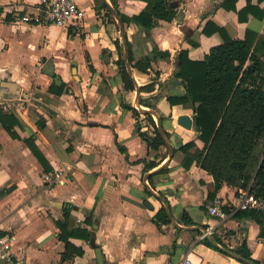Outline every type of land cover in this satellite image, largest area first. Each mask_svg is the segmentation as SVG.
<instances>
[{"label":"crops","instance_id":"crops-1","mask_svg":"<svg viewBox=\"0 0 264 264\" xmlns=\"http://www.w3.org/2000/svg\"><path fill=\"white\" fill-rule=\"evenodd\" d=\"M76 1L83 21L58 28L21 21L36 12L40 0H0V80L17 85L14 96L0 103L21 99L8 111L21 122L15 128L19 138L0 126V230L13 237L14 255L27 264H177L186 256L194 264H264V218L237 210V188L226 183L215 198L228 218L206 212L213 177L195 162L185 169L184 154L174 152L190 141L203 149L192 105L167 101L185 93L173 77L177 55L186 50L190 60L202 61L222 43L218 33H203L207 23L223 28L231 39L249 35L264 52V0H236L235 10L223 7L226 0H181L171 22L158 21L150 30L122 26L116 15L115 10L127 17L138 14L146 6L142 0H105L109 10L98 8L95 0ZM122 27L134 61L153 59L159 76L152 92L121 95L116 42L124 54ZM155 48L170 58H154ZM132 76L137 87L153 80L133 68ZM53 82H63L67 91L49 92ZM140 94L147 101L138 108L133 101ZM146 114L164 133L166 146L159 151L138 134L139 127L154 135ZM32 135L51 172H44L26 145ZM160 169L162 174L149 179ZM161 209L169 223L156 221ZM64 210L70 215L68 231L90 234L69 238L82 255L68 260L62 259L65 243L56 225ZM209 227L213 234L200 239Z\"/></svg>","mask_w":264,"mask_h":264},{"label":"trees","instance_id":"trees-1","mask_svg":"<svg viewBox=\"0 0 264 264\" xmlns=\"http://www.w3.org/2000/svg\"><path fill=\"white\" fill-rule=\"evenodd\" d=\"M95 1L98 8L109 10L105 0ZM111 1L113 4L116 2V0ZM142 1L146 3L145 8L132 17H127L115 10L122 26L133 23L142 29L150 30L158 24V21L171 22L176 17L181 3V0ZM226 1H231L232 5L229 6L227 2H224L223 7L235 10L236 0ZM175 2L178 5H173ZM1 12L0 9V15ZM203 33H218L222 43L212 47L202 61L190 60L188 51L182 50L176 57L177 69L173 77L182 85L185 93L167 97L171 106L192 105L195 127L199 133L198 139L203 143V149H198L195 143L190 141L174 152L180 151L184 154L182 165L185 169L195 162L198 167L213 177L215 190L209 194L210 202L215 199V193L222 183L234 186L237 190L247 189L251 195L264 200V78L261 76L264 72L261 60L264 52L259 50L258 45L253 44L249 35L242 40L231 39L223 28L211 23L206 24ZM126 46L131 69L153 76V80L149 84L137 87L128 72L123 50L119 42H116L119 54L116 65L123 83L121 95L125 96L136 89L140 93L152 92L159 76L158 72L152 70L153 59L146 57L134 61L127 38ZM192 46L195 47L196 44L192 43ZM153 54L154 58L155 56L170 58L168 52H161L156 48ZM57 83L53 82L48 91L55 95H61L67 91L66 84ZM122 106L130 109L135 116H139L140 112L137 109L123 102ZM146 119L152 124L154 135L150 136L141 132L139 127L138 134L150 149L159 151L161 147L166 146L164 138L153 117L146 114ZM0 126L12 138H19L15 128L21 127V122L14 112L0 110ZM165 135L168 136L166 132ZM25 143L41 163L44 172H51L52 168L34 144L33 135ZM152 167L154 163L148 165V168ZM163 172L164 169H160L149 179ZM250 213L260 215L255 211ZM69 216V210H64L63 219L56 222L60 230L59 239L65 243L63 260L72 259L75 254L82 255V251L77 250L69 242V238L86 239L90 236L88 231H82L79 228L68 231ZM155 219L159 224L170 222L165 209H161L155 215ZM240 254L245 259H251L249 253L240 252Z\"/></svg>","mask_w":264,"mask_h":264},{"label":"built area","instance_id":"built-area-1","mask_svg":"<svg viewBox=\"0 0 264 264\" xmlns=\"http://www.w3.org/2000/svg\"><path fill=\"white\" fill-rule=\"evenodd\" d=\"M83 19L84 13L78 6L76 0H40L35 13L21 17V21L23 23L51 25L58 28H68L75 23L83 21ZM19 102H21V99H6L0 103V110L8 112L10 110L16 109ZM236 208L239 211H255L264 218V200L251 195L247 189L239 188L237 190ZM205 210L210 216H213L219 220H225L229 215V213L223 209V204L218 198H215L212 202L206 204ZM212 234L213 228L209 227L202 232L200 239H205ZM12 240V236L3 233L0 230V263L27 264L14 255V252L12 251ZM177 264L194 263L188 256H186Z\"/></svg>","mask_w":264,"mask_h":264},{"label":"water","instance_id":"water-1","mask_svg":"<svg viewBox=\"0 0 264 264\" xmlns=\"http://www.w3.org/2000/svg\"><path fill=\"white\" fill-rule=\"evenodd\" d=\"M173 5H178V3L175 2ZM121 33H122V41H123L124 46H125L124 58H125V61H126V65H127L128 72H129V74L132 76V69H131L130 64H129V62H128V48H127V46H126V35H125V33H124L123 27L121 28ZM132 78H133V76H132ZM133 79H134V78H133ZM16 92H17V85H16L15 83L10 82V81L0 80V98H3V97H5V96H7V95H12V96H14V94H15ZM136 92L139 93V90L136 89ZM148 111H149V112H152V111H150V110H148ZM152 113H153V112H152ZM153 114H154V113H153ZM184 120H185L184 124H185L186 126H188V120H186L185 118H184ZM159 129H160V132H161L163 138L165 139L163 131L161 130V128H159ZM147 205H148V204H147ZM151 208H152V207H151ZM100 254H101L100 250L97 249V250H96V257H97V258H100Z\"/></svg>","mask_w":264,"mask_h":264},{"label":"rangeland","instance_id":"rangeland-1","mask_svg":"<svg viewBox=\"0 0 264 264\" xmlns=\"http://www.w3.org/2000/svg\"><path fill=\"white\" fill-rule=\"evenodd\" d=\"M140 82H141V80H140ZM136 83H137V85L139 86V84H138V82L136 81ZM141 84H142V82H141ZM141 86V85H140ZM5 97H8V95L7 96H5ZM131 98H132V96H130ZM142 98H145L144 97V94H140L139 95V98H136V96H135V99H134V103H135V105L138 107L139 105H146V101H147V99H142ZM1 99V98H0ZM139 108V107H138ZM144 110V109H143ZM145 120H147L148 121V119H145Z\"/></svg>","mask_w":264,"mask_h":264}]
</instances>
